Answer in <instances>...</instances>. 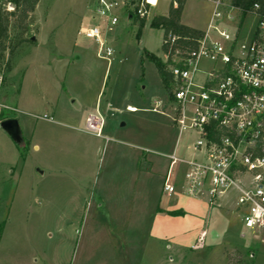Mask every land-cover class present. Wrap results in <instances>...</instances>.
I'll use <instances>...</instances> for the list:
<instances>
[{
    "label": "rangeland",
    "instance_id": "obj_1",
    "mask_svg": "<svg viewBox=\"0 0 264 264\" xmlns=\"http://www.w3.org/2000/svg\"><path fill=\"white\" fill-rule=\"evenodd\" d=\"M172 1L159 0L144 25L131 4L120 8L118 24L103 27L108 59L79 31L94 23L97 0L39 1L22 53L0 62V101L12 108L0 123L17 119L23 137L16 144L0 125V264H264V230L246 228L234 208L217 224L216 206L204 218L167 216L171 229L155 237L165 222L158 206L175 203L163 193L165 155H194V135L180 133L172 94L145 55L166 60L163 29L151 20ZM213 9L186 0L182 22L204 30ZM257 21L244 16L242 38ZM96 111L102 137L85 127ZM202 227L205 235L186 245Z\"/></svg>",
    "mask_w": 264,
    "mask_h": 264
},
{
    "label": "built area",
    "instance_id": "obj_2",
    "mask_svg": "<svg viewBox=\"0 0 264 264\" xmlns=\"http://www.w3.org/2000/svg\"><path fill=\"white\" fill-rule=\"evenodd\" d=\"M207 1L214 6L207 28L196 46L176 56L170 67L173 81L168 102L180 133L194 135L190 146L194 155L167 156L170 164L163 193L204 201L211 209L218 208V198L229 195L245 227L256 233L264 230V14L255 3L246 14L255 15L258 21L251 34L242 38L246 15L242 9L231 0ZM158 2L97 0L94 23L79 31L97 42L98 55L108 59L113 50L105 45L103 27L118 24L120 8L131 4L138 19H144ZM204 60L212 64L209 69L201 67ZM3 83L0 72V92ZM161 105L162 101L155 100L153 110ZM3 109L12 108L0 101V111ZM103 126L98 111L86 116L88 132L102 137ZM176 168L183 173L180 187L173 181Z\"/></svg>",
    "mask_w": 264,
    "mask_h": 264
},
{
    "label": "trees",
    "instance_id": "obj_3",
    "mask_svg": "<svg viewBox=\"0 0 264 264\" xmlns=\"http://www.w3.org/2000/svg\"><path fill=\"white\" fill-rule=\"evenodd\" d=\"M39 1L0 0V62L7 54L9 60H12L18 48L17 54L22 53V46L20 45L23 41L30 40V38L26 39L25 35L30 30L32 14L35 12ZM175 2L177 6L174 5ZM231 2L242 9L243 15L251 10L255 3L259 5L257 11L264 14V0H231ZM185 3L186 0H173L167 15H155L151 20L152 27L163 29L162 48L166 54V60H162L153 53L145 52L147 59L155 63L164 86L171 94L173 76L170 67L175 64L173 59L176 56L184 55L185 50L195 47L197 40L203 34V30L182 22ZM9 5L13 9L10 10ZM144 22L143 20L140 24L144 25ZM173 36L176 37L174 41L171 40ZM13 39L14 42L12 43Z\"/></svg>",
    "mask_w": 264,
    "mask_h": 264
},
{
    "label": "crops",
    "instance_id": "obj_4",
    "mask_svg": "<svg viewBox=\"0 0 264 264\" xmlns=\"http://www.w3.org/2000/svg\"><path fill=\"white\" fill-rule=\"evenodd\" d=\"M186 25H188V24H186ZM201 30H203V29H201ZM165 157L168 158L167 155H165ZM138 164H139V162H138ZM168 169H169V167H168ZM167 172H168V170H167ZM164 176H166V175H164ZM173 181L175 182V184L178 187H180L182 185V183L184 182L183 173L178 168H176L175 171H174ZM168 197H170L172 200H175V203L172 206H168V207H164V206H161V205L158 206L160 208L161 212H158L157 216L161 220H165L166 223L162 222L160 224L162 231L160 230L157 234L154 233L156 235L155 237L165 236L167 234L166 232L171 229L169 227L170 224L167 223V221H166L167 216L171 217L172 215H174L176 217V216L185 215V216H188V217H193V218H198L199 219L201 217H203V218L206 217V214L208 212L207 208L211 209V208H209L207 206V204L204 201L194 200V199H191L189 197L183 196L181 194H175V195L168 196ZM224 201H225V204H222L221 206H218V207H220V209H217L218 216L214 218V222L213 223L217 224V223L221 222L220 219H219L221 217V216H219L221 210H228L230 212V214H231L232 209L233 208L235 209L234 201L229 195L228 196H224ZM218 225H220V224H218ZM202 230H203V227L200 228L199 232L195 235V237L192 236V238L184 239L185 244L192 246L193 243L195 242V240L197 239V237L200 235V233L201 232L203 233ZM225 230L223 231L222 239H223V236L225 234Z\"/></svg>",
    "mask_w": 264,
    "mask_h": 264
},
{
    "label": "water",
    "instance_id": "obj_5",
    "mask_svg": "<svg viewBox=\"0 0 264 264\" xmlns=\"http://www.w3.org/2000/svg\"><path fill=\"white\" fill-rule=\"evenodd\" d=\"M0 125L16 144H20L23 141L22 130L17 119L9 118L2 120Z\"/></svg>",
    "mask_w": 264,
    "mask_h": 264
}]
</instances>
